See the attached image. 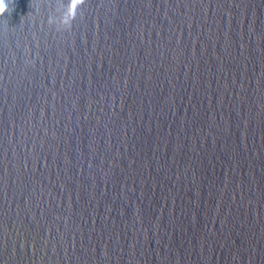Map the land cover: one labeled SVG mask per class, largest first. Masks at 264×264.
I'll list each match as a JSON object with an SVG mask.
<instances>
[{
	"label": "water",
	"instance_id": "water-1",
	"mask_svg": "<svg viewBox=\"0 0 264 264\" xmlns=\"http://www.w3.org/2000/svg\"><path fill=\"white\" fill-rule=\"evenodd\" d=\"M0 264H264V0H3Z\"/></svg>",
	"mask_w": 264,
	"mask_h": 264
},
{
	"label": "clouds",
	"instance_id": "clouds-1",
	"mask_svg": "<svg viewBox=\"0 0 264 264\" xmlns=\"http://www.w3.org/2000/svg\"><path fill=\"white\" fill-rule=\"evenodd\" d=\"M5 11L3 0H0V14H2Z\"/></svg>",
	"mask_w": 264,
	"mask_h": 264
},
{
	"label": "snow or ice",
	"instance_id": "snow-or-ice-1",
	"mask_svg": "<svg viewBox=\"0 0 264 264\" xmlns=\"http://www.w3.org/2000/svg\"><path fill=\"white\" fill-rule=\"evenodd\" d=\"M64 2H65V3H67V2H68V0H64Z\"/></svg>",
	"mask_w": 264,
	"mask_h": 264
}]
</instances>
